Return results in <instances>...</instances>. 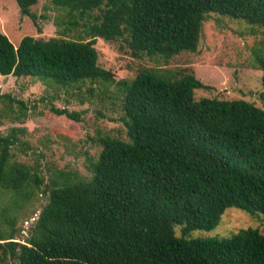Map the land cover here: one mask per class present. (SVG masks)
Returning a JSON list of instances; mask_svg holds the SVG:
<instances>
[{
  "label": "trees",
  "instance_id": "1",
  "mask_svg": "<svg viewBox=\"0 0 264 264\" xmlns=\"http://www.w3.org/2000/svg\"><path fill=\"white\" fill-rule=\"evenodd\" d=\"M16 1L38 25L31 8L39 0ZM50 1L63 12L60 35H27L16 46L0 30V75L66 87L89 81L106 91L115 85L126 137L99 136L102 150L86 163L90 176L52 167L46 180L38 160H19L16 129L0 132V195L11 199L1 212L9 228L0 229V264H264L259 228L191 237L214 229L231 207L264 214V107L197 99V89L212 87L192 69L171 66L181 52L198 50L211 12L264 32V0ZM98 38L120 40L133 58L156 66L116 80L99 65ZM251 66L262 72L264 104V47ZM54 111L80 121L76 111ZM42 193L48 202L16 241L20 209Z\"/></svg>",
  "mask_w": 264,
  "mask_h": 264
},
{
  "label": "rangeland",
  "instance_id": "2",
  "mask_svg": "<svg viewBox=\"0 0 264 264\" xmlns=\"http://www.w3.org/2000/svg\"><path fill=\"white\" fill-rule=\"evenodd\" d=\"M31 9L38 16V25L29 15L22 14L16 0H0V30L16 46L27 35L49 39L61 33L62 28L56 21L63 12L50 0H39ZM78 35L79 31L71 33V36ZM122 44L120 40L102 38H98L96 44L99 65L111 70L116 80L130 79L139 69L156 66L149 57L133 58ZM263 47L264 32L259 26L211 12L204 22L198 50L181 52L171 66L192 69L200 80L212 87L197 89V99H244L264 107L260 97L262 72L251 66L255 52ZM108 87L106 91L104 85H92L89 81L66 87L51 78L0 75V132L7 135L16 129L17 144L24 147V151L16 150L19 160L29 164H36L38 160L46 180L52 167L90 176L86 163L89 156H98L102 150L99 136L126 137L117 88L115 85ZM54 108L76 111L80 121L59 115ZM47 202V193H42L20 209L17 226L21 232L16 241L26 239ZM10 203L8 193L0 195L1 230L9 228L1 212L10 207ZM246 228H259L264 233V214H250L231 207L214 229L194 230L191 237H229ZM177 233L181 235L180 226Z\"/></svg>",
  "mask_w": 264,
  "mask_h": 264
}]
</instances>
